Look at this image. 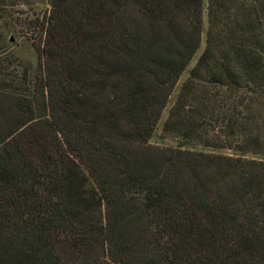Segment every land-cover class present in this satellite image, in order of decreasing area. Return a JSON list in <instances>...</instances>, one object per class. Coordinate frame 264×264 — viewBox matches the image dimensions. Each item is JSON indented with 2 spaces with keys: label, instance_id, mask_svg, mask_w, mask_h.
Listing matches in <instances>:
<instances>
[{
  "label": "trees",
  "instance_id": "trees-1",
  "mask_svg": "<svg viewBox=\"0 0 264 264\" xmlns=\"http://www.w3.org/2000/svg\"><path fill=\"white\" fill-rule=\"evenodd\" d=\"M16 4L0 264H264V0H49L33 74Z\"/></svg>",
  "mask_w": 264,
  "mask_h": 264
},
{
  "label": "rangeland",
  "instance_id": "rangeland-1",
  "mask_svg": "<svg viewBox=\"0 0 264 264\" xmlns=\"http://www.w3.org/2000/svg\"><path fill=\"white\" fill-rule=\"evenodd\" d=\"M17 4L11 7L6 18L9 29L6 30V48L7 58L12 60V63L18 64V68L28 66L31 74L37 65V61H43L40 55L38 46L41 44L43 37L41 32V23L45 20L49 10V0H16ZM203 47V42L200 48L192 57L189 67L195 62L199 52ZM33 69V71H31ZM185 72L180 76L178 83L181 82ZM167 107L164 109L160 122L165 118ZM160 127V125H159ZM159 127L157 133H159Z\"/></svg>",
  "mask_w": 264,
  "mask_h": 264
}]
</instances>
